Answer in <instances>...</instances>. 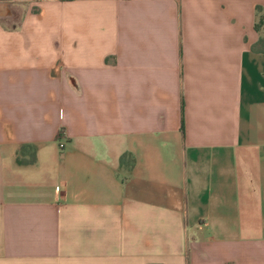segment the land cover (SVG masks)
<instances>
[{
  "label": "crops",
  "instance_id": "crops-1",
  "mask_svg": "<svg viewBox=\"0 0 264 264\" xmlns=\"http://www.w3.org/2000/svg\"><path fill=\"white\" fill-rule=\"evenodd\" d=\"M0 4V264H264V0Z\"/></svg>",
  "mask_w": 264,
  "mask_h": 264
},
{
  "label": "trees",
  "instance_id": "trees-1",
  "mask_svg": "<svg viewBox=\"0 0 264 264\" xmlns=\"http://www.w3.org/2000/svg\"><path fill=\"white\" fill-rule=\"evenodd\" d=\"M259 25H256V28H258ZM253 48L256 50L264 51V39L260 38L256 44L253 45ZM34 151H32V155L29 158L28 162L34 161ZM16 161L20 164L25 163L26 161L19 158V156H16ZM27 162V163H28ZM123 162V156L120 158V163Z\"/></svg>",
  "mask_w": 264,
  "mask_h": 264
},
{
  "label": "rangeland",
  "instance_id": "rangeland-1",
  "mask_svg": "<svg viewBox=\"0 0 264 264\" xmlns=\"http://www.w3.org/2000/svg\"><path fill=\"white\" fill-rule=\"evenodd\" d=\"M17 10V5H13V4H9V6H8V8H7V11L9 12V11H12V12H14V11H16ZM15 17V16H14ZM4 20V19H6V17L4 18L2 15L0 16V20ZM13 20V19H12Z\"/></svg>",
  "mask_w": 264,
  "mask_h": 264
},
{
  "label": "bare ground",
  "instance_id": "bare-ground-1",
  "mask_svg": "<svg viewBox=\"0 0 264 264\" xmlns=\"http://www.w3.org/2000/svg\"><path fill=\"white\" fill-rule=\"evenodd\" d=\"M3 8V6H2V4H0V9H2Z\"/></svg>",
  "mask_w": 264,
  "mask_h": 264
}]
</instances>
